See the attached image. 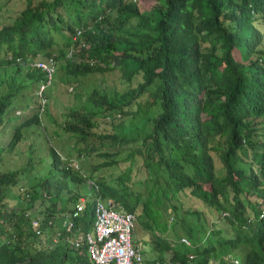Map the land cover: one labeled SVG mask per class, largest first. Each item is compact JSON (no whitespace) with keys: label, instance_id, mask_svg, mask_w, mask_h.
Here are the masks:
<instances>
[{"label":"trees","instance_id":"16d2710c","mask_svg":"<svg viewBox=\"0 0 264 264\" xmlns=\"http://www.w3.org/2000/svg\"><path fill=\"white\" fill-rule=\"evenodd\" d=\"M10 5L0 20V158L16 148L20 159L0 164V264L90 263L96 198L134 214L141 264H264V0ZM50 54L58 80L116 71L123 86L93 87L86 105L71 104L18 149L39 110L11 132L5 122L33 97L49 116L22 90L46 77L30 62ZM57 126L71 143L55 141ZM91 151L103 158L85 169L78 160Z\"/></svg>","mask_w":264,"mask_h":264},{"label":"rangeland","instance_id":"374dc122","mask_svg":"<svg viewBox=\"0 0 264 264\" xmlns=\"http://www.w3.org/2000/svg\"><path fill=\"white\" fill-rule=\"evenodd\" d=\"M4 0H0L2 2ZM11 0L7 4V8L4 4H1L0 7V20L3 18L7 19L8 14L10 13V8H12ZM143 8V7H141ZM13 9V8H12ZM14 10V9H13ZM12 13V12H11ZM259 26L262 27V30L264 31V21H262ZM55 35V33H54ZM55 67L57 65V62L55 61ZM104 75V81L103 83L100 81V78ZM123 86V83L121 82V76L118 75L116 71H113L111 73L103 71L102 72H90L83 76L78 75L77 80H73L70 82H66L63 79V76L60 77V80H58L57 77H55V70L52 73V80L47 85V87L44 89V94L46 96L45 105L48 110L49 116L45 115L43 112V109L41 110L39 107H37V101L35 103V98L31 101H28L26 105H18L13 107L9 111V115L12 117L10 120L5 122L6 130L11 132V126L14 123H17L20 121V119H23L27 114L33 112L34 110L38 109L41 117V121L38 124L30 125L27 127H24L22 130L23 133V139L18 141L16 144L18 149L25 148L27 144H35L41 137L45 136V133L42 129L43 125H49V122L52 120L54 123L56 120H60L62 118L61 113L65 111L71 104L78 105V104H85L86 105V99L85 96L87 93L93 88V87H99L104 88V91L110 92L111 89L114 87L115 89H121ZM31 90L35 93H37V88L30 87L29 85L26 86L22 92L23 93H30ZM146 96V95H145ZM144 96V97H145ZM37 98V97H36ZM143 99V98H142ZM17 102L24 103V99L18 100ZM16 102V103H17ZM15 103V104H16ZM88 106V105H87ZM15 115V116H14ZM108 124L109 122L106 121ZM8 126V129H7ZM106 129H109V125L106 127ZM48 131L51 133L52 136H55V141L57 139L61 141H65L69 144V139L67 138V133L63 131L59 126H57V132L60 133V137H57L54 132H51V129L48 128ZM50 138V137H49ZM51 139V138H50ZM55 141L53 143H55ZM71 143V141H70ZM56 147L59 146V144L55 145ZM16 148L11 149V151H8L7 153H4L0 158V164L6 163L8 166H15L16 164H19V159L16 156ZM96 151H91L88 156L86 157H80L78 160V163L83 162V168L89 169L90 165L92 163H95L102 159L103 157L97 156L95 154ZM75 152L71 150V158H74ZM9 159H12L9 161ZM4 167V165H3ZM105 175H110L112 172L104 171ZM89 184V180H87ZM88 187V186H86ZM89 189V188H88ZM191 203V202H190ZM138 248L141 249L143 247V243L139 242ZM207 264H215L214 261L210 260Z\"/></svg>","mask_w":264,"mask_h":264},{"label":"built area","instance_id":"2783aa9c","mask_svg":"<svg viewBox=\"0 0 264 264\" xmlns=\"http://www.w3.org/2000/svg\"><path fill=\"white\" fill-rule=\"evenodd\" d=\"M80 207L81 204H78L77 209ZM93 212V233L85 235L89 261L93 264H141L139 248L131 243L134 214L117 207L112 200L100 198H96ZM77 238L80 239V236ZM181 240L187 242L184 238ZM74 244L78 245L79 241H74ZM91 262L83 264H92Z\"/></svg>","mask_w":264,"mask_h":264},{"label":"clouds","instance_id":"9594fccd","mask_svg":"<svg viewBox=\"0 0 264 264\" xmlns=\"http://www.w3.org/2000/svg\"><path fill=\"white\" fill-rule=\"evenodd\" d=\"M30 63L33 66L41 69L43 71V74L46 76L39 83H37V86H36L37 93L34 92L37 95L38 100L40 102H43L46 99V96L44 94V89L50 83L47 78L50 76L51 72L55 69V59L53 57V54H50L44 58H36L33 61H31ZM40 85H42V87H40ZM181 238H184V237H180V240H181Z\"/></svg>","mask_w":264,"mask_h":264}]
</instances>
